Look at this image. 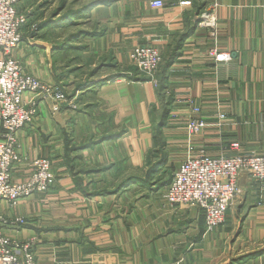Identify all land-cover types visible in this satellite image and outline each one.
<instances>
[{"label":"crops","instance_id":"crops-1","mask_svg":"<svg viewBox=\"0 0 264 264\" xmlns=\"http://www.w3.org/2000/svg\"><path fill=\"white\" fill-rule=\"evenodd\" d=\"M152 1L20 0L27 22L13 57L65 96L56 111L37 99L35 123L17 134L14 179L47 159L51 188L0 206L6 220L24 222L2 232L30 243L36 264H264V184L241 174L240 195L212 230L196 208L165 200L167 171L201 152L264 156V0ZM209 18L214 29L201 25ZM138 45L164 61L176 54L157 142L154 82L119 72ZM186 100L207 125L198 136L187 133Z\"/></svg>","mask_w":264,"mask_h":264},{"label":"built area","instance_id":"built-area-1","mask_svg":"<svg viewBox=\"0 0 264 264\" xmlns=\"http://www.w3.org/2000/svg\"><path fill=\"white\" fill-rule=\"evenodd\" d=\"M18 3L19 0H0V206L4 204L7 208L14 207L20 199L46 194L51 188L53 174L47 159L33 160L28 176L21 181L14 179L12 171L23 158L17 134L35 123L37 99L55 103L65 100L61 90L42 83L13 57L22 42L21 30L27 22L26 16L18 10ZM150 6L162 8L163 3L154 0ZM213 23L209 18L201 25L214 29ZM212 55L218 62L230 60L229 54L213 52ZM129 58L143 76L151 77L160 65V55L153 47L136 46ZM185 106L191 114L186 122L188 135L202 134L207 125L198 117L200 108L192 100H186ZM170 117L176 118V115L172 113ZM217 119L221 122L224 116L220 114ZM241 174L264 184V156L210 157L201 152L184 160L174 170L166 189V203L172 208H196L203 214L206 229L212 230L224 223L226 211L240 195L238 178ZM8 223L24 224L19 218L9 222L0 213V264H36L30 243L12 240L2 232Z\"/></svg>","mask_w":264,"mask_h":264},{"label":"rangeland","instance_id":"rangeland-1","mask_svg":"<svg viewBox=\"0 0 264 264\" xmlns=\"http://www.w3.org/2000/svg\"><path fill=\"white\" fill-rule=\"evenodd\" d=\"M151 3V2H150ZM19 4H20V0H19V3H18V8H19ZM73 9L76 7L75 6V4L73 3ZM20 9V8H19ZM34 30V26L32 25V26H30V31H33ZM138 46H140V45H138ZM144 47H153L154 49H156V51L159 53V55H160V65H159V67H158V69H157V71L151 76V77H149V76H143V75H141L139 72H137V70H136V66L134 65V64H132V62H130L129 63V65L128 66H126V67H124L122 70H120L119 72H121L122 73V75H125L126 77H128V78H130V79H134V78H141V77H145V78H150V79H153V80H151V81H153L154 82V85H155V87H156V89H158V86H159V82H160V76L162 75V68H163V63H164V60H163V58H162V56H161V54H160V52H159V50L157 49V48H155L154 46H151V45H143ZM135 48V47H134ZM133 48V49H134ZM132 49V50H133ZM214 51H212L211 52V55H212V53H213ZM131 53V52H130ZM130 55V54H129ZM213 56V55H212ZM86 61H88V62H91V61H93V60H90V59H85ZM129 61H130V58H129ZM149 79V80H150ZM43 83V82H42ZM54 88V87H53ZM165 95V94H164ZM64 102H65V100H64ZM53 107H57L58 108V106L60 105V104H62L63 102H60V103H55L54 101H53ZM164 104H165V97L163 98V100H161V98L157 95V104H156V106L155 105H153V107L151 108V109H156V107L159 109V110H161L162 108H163V106H164ZM149 113H150V111H149ZM159 114V115H158ZM157 114V112L156 111H153V116H152V118H154V122L152 121V119H151V122H152V124H153V129H155V121H157L158 119H159V116H160V113H158ZM150 118H151V116H150ZM50 170H51V164H50ZM52 172V171H51ZM172 174H173V168L171 167V169H169L168 171H167V175H166V179L167 180H170L171 179V176H172Z\"/></svg>","mask_w":264,"mask_h":264},{"label":"trees","instance_id":"trees-1","mask_svg":"<svg viewBox=\"0 0 264 264\" xmlns=\"http://www.w3.org/2000/svg\"><path fill=\"white\" fill-rule=\"evenodd\" d=\"M176 54L175 53H172L171 56L164 61L163 63V68H162V75L160 76V82H159V86H158V89H157V95L161 98V100H163L164 98V89H165V71L168 69V67L171 65L172 63V60L173 58H175ZM135 80H138V81H149L148 78H145V77H141V78H134ZM168 105L166 102L163 106V108L161 109V114H160V117H159V120H158V123L157 125L155 126V130H154V140L155 142L158 141L159 139V134H160V129H161V126H162V123L163 121L167 118V116L169 115V109H168ZM153 109H151L149 115L151 116V119L152 121L154 122V118H152L153 116ZM151 170L149 169L148 172H147V177L149 176ZM171 180V179H170Z\"/></svg>","mask_w":264,"mask_h":264}]
</instances>
